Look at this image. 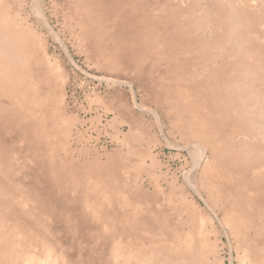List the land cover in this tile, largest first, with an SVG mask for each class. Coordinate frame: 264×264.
Here are the masks:
<instances>
[{
  "label": "rangeland",
  "instance_id": "obj_1",
  "mask_svg": "<svg viewBox=\"0 0 264 264\" xmlns=\"http://www.w3.org/2000/svg\"><path fill=\"white\" fill-rule=\"evenodd\" d=\"M0 20V264H264V139L242 101L264 99V0H1Z\"/></svg>",
  "mask_w": 264,
  "mask_h": 264
},
{
  "label": "bare ground",
  "instance_id": "obj_2",
  "mask_svg": "<svg viewBox=\"0 0 264 264\" xmlns=\"http://www.w3.org/2000/svg\"><path fill=\"white\" fill-rule=\"evenodd\" d=\"M1 1V0H0ZM7 1V0H6ZM104 1V0H103ZM126 0H124V2H125ZM35 2H36V0H35ZM39 2V1H38ZM60 2V1H59ZM106 2V1H105ZM121 2V1H120ZM129 2V1H128ZM148 2V1H147ZM237 2V1H236ZM7 3V2H6ZM116 3V2H115ZM144 3V2H143ZM172 3V2H171ZM18 5V4H17ZM134 6V5H133ZM163 6V5H162ZM211 6V5H210ZM4 7V6H3ZM171 7V6H170ZM207 7V6H206ZM248 7V6H247ZM78 8V7H77ZM174 8V7H173ZM204 8V7H203ZM202 8V9H203ZM4 9V8H3ZM128 9V8H127ZM201 10V9H200ZM229 10V9H228ZM227 10V11H228ZM17 11V10H16ZM15 11V12H16ZM19 11V10H18ZM17 11V12H18ZM21 11V10H20ZM77 11V10H76ZM127 11V10H126ZM175 11V10H174ZM124 12V11H123ZM128 12V11H127ZM77 13V12H76ZM114 13V12H113ZM118 13V12H117ZM122 13V12H121ZM14 14V13H13ZM17 14V13H16ZM15 14V15H16ZM88 14H90L89 12H88ZM123 14H126L125 12L123 13ZM201 14V13H200ZM239 14V13H238ZM202 15V14H201ZM212 15V14H211ZM17 16V15H16ZM128 16H130V15H128ZM206 16V15H205ZM15 16H13V18H14ZM111 19H113V16L111 15ZM126 17V16H125ZM204 17V16H203ZM94 18V17H93ZM92 18V19H93ZM19 19V18H18ZM7 20V19H6ZM104 20V19H103ZM135 20V19H134ZM78 21H79V19H78ZM193 21V20H192ZM223 21V20H222ZM230 21V20H229ZM245 21H247V20H245ZM0 22H1V20H0ZM103 22V21H102ZM213 22V21H212ZM224 22V21H223ZM264 22V21H263ZM107 23V22H106ZM110 23V22H109ZM160 23H161V21H160ZM189 23V22H188ZM198 23V22H197ZM244 23V22H243ZM253 23V22H252ZM251 23V24H252ZM108 24V23H107ZM218 24V23H217ZM229 24H230V22H229ZM3 25V24H2ZM8 25H10V24H8ZM23 25V24H22ZM105 25V22H104V24L102 25V26H104ZM193 25V24H192ZM209 25V24H208ZM211 25V24H210ZM7 26V25H6ZM83 26H85V25H83ZM110 26V25H109ZM27 27V26H26ZM108 27V26H107ZM246 27V26H245ZM254 27V26H253ZM259 27V26H258ZM22 28V27H21ZM97 28V27H96ZM115 28V27H114ZM188 28V27H187ZM210 28V27H209ZM5 29V28H4ZM27 29V28H26ZM77 29V28H76ZM100 29V28H99ZM99 29H97V30H99ZM105 29V28H104ZM103 29V30H104ZM170 29V28H169ZM251 29V28H250ZM6 30V29H5ZM7 30H10V28L9 29H7ZM30 30V29H29ZM96 30V29H95ZM102 30V31H103ZM189 30V29H188ZM221 30V29H220ZM25 31V30H24ZM80 31V30H79ZM244 31V30H243ZM29 32V31H28ZM85 32V31H84ZM2 33V32H1ZM114 32H112V34H113ZM254 33V32H253ZM4 34V33H3ZM6 34V33H5ZM81 34V33H80ZM90 34H91V32H90ZM103 34V33H102ZM111 34V33H110ZM185 34H186V32H185ZM2 35V34H1ZM8 35V34H7ZM20 35V34H19ZM33 35V34H32ZM56 35V34H55ZM85 35H86V33H85ZM115 34H113V36H114ZM220 35V34H219ZM24 36V35H23ZM102 36V35H101ZM8 37V36H7ZM7 37H5V39L7 38ZM76 37V36H75ZM82 37V36H81ZM86 38H84V39H88L87 38V36H85ZM90 37V36H89ZM97 37H99V36H97ZM118 37V36H117ZM191 37V36H190ZM233 37V36H232ZM46 38V37H45ZM96 38V37H95ZM199 38V37H198ZM208 38V37H207ZM217 38V37H216ZM77 39V38H76ZM98 39V38H97ZM104 39V38H103ZM107 39V38H106ZM186 39V38H185ZM236 39H237V37H236ZM43 40V39H42ZM90 40V39H89ZM100 40V39H99ZM118 40V39H117ZM227 40V39H226ZM249 40H250V37H249ZM248 40V41H249ZM17 41V40H16ZM15 41V42H16ZM82 41V40H81ZM84 41H86V40H84ZM118 41H120V40H118ZM178 41V40H177ZM181 41V40H180ZM88 43H91V42H89V41H87ZM109 42V41H108ZM114 42V41H113ZM188 42V41H187ZM244 42V41H243ZM39 44H41L42 43V41H40V42H38ZM94 43H96V42H94ZM105 43V42H104ZM170 43V42H169ZM203 43V42H202ZM247 43V42H246ZM15 44V43H14ZM24 44V43H23ZM79 44H81L82 45V43H79ZM79 44H78V48H79ZM113 44V43H112ZM138 44V43H137ZM87 45V44H86ZM104 45V44H103ZM121 45V44H120ZM15 46H16V48L18 49V51H21V47H22V45L21 44H15ZM84 46V45H83ZM100 46V45H99ZM102 46V45H101ZM107 46V45H106ZM112 46V45H111ZM111 46H109L110 47V49H111ZM116 46V45H115ZM122 46H123V44H122ZM140 46H142V45H140ZM163 46V45H162ZM196 46V45H195ZM251 46V45H250ZM45 47V46H44ZM89 47V46H88ZM95 46H93V48H94ZM105 47V46H104ZM172 47V46H171ZM187 47V46H186ZM214 47V46H213ZM212 47V48H213ZM81 48H83L82 46H81ZM87 47H85V49H86ZM90 48H92V45L90 44ZM114 48V47H113ZM124 48H125V46H124ZM164 48V47H163ZM179 48V47H178ZM192 48V47H191ZM9 49V48H8ZM99 49H101V48H99ZM116 49V48H115ZM121 49V48H120ZM119 49V50H120ZM181 49V48H180ZM232 49V48H231ZM86 50H89V48H87ZM117 50V49H116ZM118 50V51H119ZM142 50V49H141ZM146 50V49H145ZM208 50V49H207ZM6 51V49L4 48V46L2 47L1 45H0V55L1 54H4V53H6L5 52ZM131 51V50H130ZM163 51V50H162ZM178 51H179V49H178ZM193 51V50H192ZM45 52V51H44ZM121 52V51H120ZM128 52V51H127ZM144 52V51H143ZM215 52V51H214ZM8 53H9V51H8ZM86 53H88V52H86ZM90 53V52H89ZM168 53V52H167ZM195 53V52H194ZM24 54V53H23ZM102 54V53H101ZM100 54V55H101ZM124 54V53H123ZM162 54V53H161ZM178 54V53H177ZM182 54V53H181ZM193 54V53H192ZM91 55V54H90ZM103 55V54H102ZM101 55V56H102ZM140 55V54H139ZM158 55H160V54H158ZM176 55V54H175ZM174 55V56H175ZM200 55H202V54H200ZM209 55V54H208ZM258 55V54H257ZM256 55V56H257ZM95 56V55H94ZM97 56V55H96ZM109 56H110V53H109ZM122 56V55H121ZM25 57H27L26 55H25ZM49 57V56H48ZM89 57V56H88ZM91 57H93L92 55H91ZM90 57V58H91ZM98 57V56H97ZM102 57H104V56H102ZM137 57V56H136ZM197 57V56H196ZM1 58V57H0ZM52 58V57H51ZM205 58V57H204ZM232 58V57H231ZM261 58V57H260ZM94 59V58H93ZM93 59H91V60H93ZM105 59V58H104ZM107 59V58H106ZM125 59V58H124ZM138 59V58H137ZM175 59V58H174ZM196 59V58H195ZM25 60V59H24ZM112 60H114V59H112ZM133 60V59H132ZM136 60V59H135ZM134 60V61H135ZM179 60V59H178ZM207 60H209V59H207ZM212 60V59H211ZM100 61V60H99ZM124 61H126V60H124ZM128 61H130V60H128ZM128 61H127V63H128ZM258 61H260V60H258ZM4 62H6V61H3V63ZM56 62V61H55ZM107 61L105 60V63H106ZM109 62V61H108ZM108 62L106 63L107 65H108ZM114 62V61H113ZM133 62V61H132ZM51 63V62H50ZM142 63V62H141ZM236 63V62H235ZM243 63V62H242ZM4 64H7V63H4ZM125 64H126V62H125ZM180 64V63H179ZM207 64V63H206ZM247 64V63H246ZM253 64V63H252ZM55 65H57L56 63H55ZM102 65V64H101ZM106 65V66H107ZM111 65V64H110ZM120 65V64H119ZM130 65V64H129ZM140 65V64H139ZM205 65V64H204ZM222 65H223V63H222ZM249 65V64H248ZM5 66V65H4ZM12 66V65H11ZM51 66V65H50ZM49 66V67H50ZM97 66H99L98 65V63H97ZM104 66V65H103ZM103 66L102 67H100L101 69L103 68ZM114 66V65H113ZM133 66V65H132ZM259 66V65H258ZM56 67V66H55ZM108 67V66H107ZM119 67V66H118ZM117 67V68H118ZM207 67V66H206ZM210 67V66H209ZM246 67V66H245ZM244 67V68H245ZM21 68V67H20ZM105 68V67H104ZM130 68V67H129ZM170 68V67H169ZM183 68V67H182ZM199 68V67H198ZM213 68V67H212ZM219 68V67H218ZM7 69V68H6ZM15 69H16V67H15ZM19 69V68H18ZM108 69V68H107ZM116 69V68H115ZM114 69V67H113V70H115ZM135 69V68H134ZM220 69V68H219ZM250 69V68H249ZM264 69V68H263ZM42 70V72H43V70L44 69H41ZM55 70V69H54ZM111 70V69H110ZM155 70V69H154ZM207 70V69H206ZM226 70V69H225ZM5 71V70H4ZM13 71H15V70H13ZM21 71V70H20ZM23 71V70H22ZM25 71V70H24ZM106 71V70H105ZM116 71V70H115ZM152 73L154 72L153 71V68H152ZM158 71V70H157ZM157 71H155L156 73H157ZM161 71V70H160ZM251 71V70H250ZM16 72V71H15ZM41 72V73H42ZM55 72V71H54ZM56 72H57V70H56ZM55 72V73H56ZM109 72V71H108ZM154 72V73H155ZM255 72H256V70H255ZM262 72V71H261ZM261 72H260V74H261ZM18 73V72H17ZM22 73H24V72H22ZM44 73V72H43ZM118 73V72H117ZM152 73L150 74V76H152ZM153 74V76L154 75H157V74ZM163 73H164V71H163ZM162 73V71L159 73L160 75H162L163 74ZM252 73V72H251ZM57 74H58V72H57ZM119 74H122V73H119ZM196 74V73H195ZM210 74H211V72H210ZM240 74V73H239ZM242 74V73H241ZM257 74V73H256ZM6 75V74H5ZM21 75V74H20ZM53 75V74H52ZM119 76V75H118ZM143 76V75H142ZM148 76V75H147ZM149 76V77H150ZM163 76V75H162ZM172 76H175V75H172ZM179 76V75H178ZM186 76V75H185ZM193 76V75H192ZM212 76V75H211ZM252 76V75H251ZM9 77V76H8ZM57 76L56 75H54L52 78L54 79H57L56 78ZM143 77H146V75L145 76H143ZM143 77H139V78H142L143 80L145 79V78H143ZM149 77H147V78H149ZM154 77H156V76H154ZM161 77V76H160ZM164 77V76H163ZM209 77H210V75H209ZM247 77V76H246ZM260 77V76H259ZM19 78V77H18ZM20 78H22V77H20ZM124 78V77H123ZM132 78H133V76H132ZM135 78V77H134ZM146 78V79H147ZM181 78V77H180ZM201 78V77H200ZM9 79V78H8ZM14 79V78H13ZM137 79V78H136ZM141 79V80H142ZM165 79V78H164ZM176 79V78H175ZM241 79V78H240ZM253 79V78H252ZM6 80V79H5ZM15 80V79H14ZM17 80V79H16ZM140 80V81H141ZM166 80V79H165ZM242 80V79H241ZM56 83H57V88H58V91H60V88H59V85H58V83H60V82H57L56 80H54ZM60 81V80H59ZM131 81V80H130ZM134 81V80H133ZM139 81V80H138ZM144 81H146V80H144ZM151 81H152V79H151ZM161 81V80H160ZM168 81V80H167ZM173 81V80H172ZM179 81H181V80H179ZM234 81V80H233ZM50 82V81H49ZM143 82V81H142ZM253 82V81H252ZM132 83V82H131ZM153 83H154V81H153ZM195 83V82H194ZM254 83V82H253ZM61 84V83H60ZM127 84V83H126ZM129 84H130V82H129ZM143 84H144V82H143ZM147 84L148 85H151L152 84V82H151V84L149 83V82H147ZM155 84H156V81H155ZM155 84H154V86H155ZM227 84V83H226ZM153 85V84H152ZM213 85V84H212ZM256 85V84H255ZM143 86V85H142ZM144 86H146V88H147V85H145L144 84ZM43 86H41V88H42ZM61 87V86H60ZM151 87V86H150ZM149 87V88H150ZM241 87V86H240ZM29 88V87H28ZM32 88V87H31ZM44 88V87H43ZM43 88H42V90H43ZM62 88V87H61ZM153 89H154V87H152ZM151 88V89H152ZM190 88V87H189ZM260 88V87H259ZM33 89V88H32ZM119 89V88H118ZM118 89H115V91H117ZM122 89V88H121ZM185 89V88H184ZM120 90V89H119ZM150 90V89H149ZM225 90V89H224ZM235 90V89H234ZM236 90H238V88L236 89ZM241 90V89H240ZM240 90H238V91H240ZM35 91V90H34ZM114 91V92H115ZM124 91V90H123ZM151 91V90H150ZM156 91V90H155ZM173 91V90H172ZM171 91V92H172ZM187 91V90H186ZM44 92V91H43ZM61 92H62V90H61ZM118 92V91H117ZM116 92V94L118 95L119 94V92L117 93ZM125 92V91H124ZM128 92V91H127ZM127 92H125V94L127 95ZM142 92V91H141ZM145 92V91H144ZM147 92V91H146ZM151 92H154V91H151ZM150 92V93H151ZM250 92V91H249ZM45 93V92H44ZM123 93V92H122ZM147 94V95H149V98H150V95L151 94ZM161 93H163V92H161ZM173 93V92H172ZM242 93V92H241ZM245 93V96H244V98L242 99V101H244V105H243V112H245V114L248 116V120L249 121H251V123H254L253 122V120H255V123H256V125H257V128H258V135L261 137V138H263L264 139V99H262V97L260 96V95H256V94H254V95H252V94H250V93H247L246 91L244 92ZM247 93V94H246ZM258 93V92H257ZM60 94H62V93H60ZM124 94V93H123ZM158 94H160V92H158ZM164 94V93H163ZM42 95V94H41ZM112 95V94H111ZM122 95V94H121ZM120 95V96H121ZM128 95H130L127 99H130V97H131V94H130V91H129V94ZM241 95V94H240ZM1 96V95H0ZM9 96V95H8ZM30 96V95H29ZM32 96V95H31ZM115 96V95H114ZM186 96V95H185ZM212 96V95H211ZM227 96V95H226ZM34 97V96H33ZM32 97V98H33ZM39 97V96H38ZM122 97V96H121ZM145 97H148V96H146L145 95ZM157 97V96H156ZM170 98H171V96H169ZM243 97V96H242ZM41 98V97H40ZM52 98V97H51ZM109 98H110V96H109ZM125 98H126V96H125ZM124 98V99H125ZM165 98H167V96L165 97ZM199 98V97H198ZM39 99V98H38ZM61 99H62V96H61ZM126 99V100H127ZM132 99V98H131ZM146 99V98H145ZM154 99V98H153ZM157 99V98H156ZM162 99V98H161ZM216 99H217V97H216ZM3 100V99H2ZM1 100V101H2ZM11 100V99H10ZM29 100V99H28ZM42 100H43V97H42ZM57 100H60V99H57ZM56 100V101H57ZM107 100V99H106ZM147 100V99H146ZM150 100V99H149ZM12 101V100H11ZM32 101V100H31ZM39 101V100H38ZM45 101V99L42 101V102H44ZM49 101V100H48ZM62 101V100H61ZM161 101V100H160ZM159 101V102H160ZM213 101V100H212ZM226 101V100H225ZM4 102V101H3ZM22 102H24V101H22ZM22 102H20V103H22ZM35 102V101H34ZM104 102V101H103ZM109 101L107 100V103H108ZM121 102V101H120ZM129 102V101H128ZM147 102V101H146ZM159 102L157 103V104H159ZM162 102V101H161ZM160 102V103H161ZM167 102V101H166ZM190 102V101H189ZM1 103V102H0ZM10 103H13V102H10ZM148 104H149V102H147ZM30 104V103H29ZM32 104H33V102H32ZM35 104V103H34ZM39 104H42V103H39ZM111 104H113V103H111ZM122 104H124V102L122 103ZM150 104H151V102H150ZM214 104V103H213ZM12 105V104H11ZM18 105V104H17ZM28 105V104H27ZM36 105V104H35ZM136 105V104H135ZM167 104H165V106H166ZM179 105V104H178ZM189 105V104H188ZM194 105V104H193ZM15 106V105H14ZM13 106V107H14ZM24 106V105H23ZM22 106V108H25V107H23ZM38 106V105H37ZM36 106V107H37ZM40 106V105H39ZM112 106H114V105H112ZM124 106L125 105H121V108H123L122 109V111L127 107V109H128V105L127 106H125V108H124ZM133 106V105H132ZM183 106V105H182ZM5 107V106H4ZM11 107V106H10ZM27 107V106H26ZM33 107V106H32ZM111 108L112 109V107H111V105H109V103H108V106H107V108ZM142 107V106H141ZM146 107H148V106H146ZM214 107V106H213ZM223 107H224V105H223ZM240 107V106H239ZM18 108V107H17ZM120 108V107H119ZM165 108V107H164ZM41 109V108H40ZM113 109H115V107L113 108ZM127 109H126V112H127ZM143 109V108H142ZM146 109V108H145ZM236 109V108H235ZM3 110V109H2ZM5 110V109H4ZM22 110V109H21ZM26 110V109H25ZM32 110V109H31ZM119 110H121V109H119ZM128 110H130V109H128ZM132 110V109H131ZM134 110V109H133ZM174 110V109H173ZM9 111V110H8ZM7 111V112H8ZM15 111V110H14ZM35 111V110H34ZM125 111V110H124ZM123 111V112H124ZM147 111H149V109L147 110ZM151 111V110H150ZM153 111V110H152ZM168 111V110H167ZM206 111V110H205ZM222 111V110H221ZM6 112V111H5ZM21 112V111H20ZM125 112V113H126ZM132 112V111H131ZM171 112V111H170ZM31 113V112H30ZM43 113V112H42ZM121 113V112H120ZM120 113H119V115H120ZM124 113V114H125ZM154 113V112H153ZM209 113V112H208ZM9 114V113H8ZM44 114V113H43ZM127 114H129L128 116L130 117V118H132L133 119V117H132V115H130V113H127ZM127 114H125V115H127ZM118 115V114H117ZM118 115V116H119ZM124 115V116H125ZM154 115H155V113H154ZM168 115V114H167ZM214 115V114H213ZM219 115V114H218ZM229 115H230V113H229ZM235 115H236V113H235ZM121 116V115H120ZM122 116H123V114H122ZM122 116H121V119H122ZM128 116H125L126 118H123V120H128ZM133 116H134V113H133ZM140 116V115H139ZM128 117V118H127ZM153 117V116H152ZM169 117V116H168ZM246 117V116H245ZM129 118V119H130ZM135 118V117H134ZM170 118V117H169ZM13 119V118H12ZM120 119V120H121ZM141 119V118H140ZM142 119H144V118H142ZM147 119V118H146ZM167 119V118H166ZM244 119V118H243ZM16 120V119H15ZM29 120H31V118L29 119ZM45 120V119H44ZM122 121L124 124H128V123H130V124H132L133 122H131L132 120H129L128 121V123H125V122H127V121ZM135 120H136V118H135ZM157 120V119H156ZM148 121V120H147ZM151 121V120H150ZM222 121V120H221ZM121 122V121H120ZM121 122V123H122ZM144 122V121H143ZM177 122V121H176ZM193 123H191V125L193 124V126H194V129H198L199 127H200V125H199V122H198V120L195 118V120H193L192 121ZM46 123V122H45ZM134 123H136V125L134 124ZM133 123V125H135V126H137L138 125V123H137V121L136 122H134ZM27 124V123H26ZM129 124V125H130ZM144 124V123H143ZM146 124V123H145ZM247 124V123H246ZM132 125V126H133ZM140 125V124H139ZM128 126V125H127ZM131 125H130V127H132ZM134 126V128H136ZM140 126H143V125H140ZM145 126V125H144ZM180 127V126H179ZM49 128V127H48ZM134 128L132 127V129L134 130ZM143 128V127H142ZM130 129V128H129ZM144 129V128H143ZM146 129H147V132H148V128H147V126L145 127V131L143 130H141V128L138 130L139 131V133H140V131L141 132H145V134L147 135V134H150V133H146ZM164 129V128H163ZM30 130V129H29ZM131 130V129H130ZM135 130H137V129H135ZM138 131H134V132H138ZM153 131V130H152ZM29 132H31V131H29ZM160 132V131H159ZM153 133V132H152ZM155 133V132H154ZM142 134V133H141ZM214 134V133H213ZM50 135V134H49ZM142 135H144V134H142ZM151 135V134H150ZM150 135H148L147 136V138L148 137H150ZM153 135V134H152ZM155 135V134H154ZM153 135V136H154ZM209 135H210V133H209ZM215 135V134H214ZM129 136V135H128ZM145 136V135H144ZM163 136V135H162ZM231 137V136H230ZM239 137V136H238ZM257 137V136H256ZM123 138V137H122ZM126 138V137H125ZM143 138V137H142ZM156 138V137H155ZM154 138V139H155ZM223 138V137H222ZM128 139V138H127ZM134 139V138H133ZM149 140H151V139H153V138H148ZM153 139V140H154ZM158 138H156L155 140H157ZM229 139V138H228ZM239 140V139H238ZM130 141V140H129ZM178 141V140H177ZM183 141H187L186 139L185 140H183ZM217 141V140H216ZM241 141V140H240ZM121 142H123V141H120V143ZM141 142H143V141H141ZM156 142V141H155ZM159 144H160V142H159V140L157 141ZM165 142H166V140H165ZM196 142V141H195ZM202 142V141H201ZM251 142V141H250ZM124 143V142H123ZM126 143H128V142H126ZM190 143H191V141H190ZM190 143H189V145H190ZM206 143V142H205ZM219 143V142H218ZM229 143V142H228ZM246 143V142H245ZM254 143V142H253ZM183 144V143H182ZM185 144H186V142H185ZM128 145V144H127ZM142 145V144H141ZM192 145V144H191ZM225 145H227V144H225ZM259 145H261V144H259ZM178 146V145H177ZM181 146V145H180ZM237 146V145H236ZM256 146V145H255ZM176 147V146H175ZM188 147V146H187ZM186 146L184 147V148H187ZM212 147V146H211ZM252 147V146H251ZM145 148V147H144ZM189 148V147H188ZM218 148V147H217ZM240 148V147H239ZM198 149V148H197ZM202 149V148H201ZM143 151H145V150H143ZM143 151H141L142 153H145V152H143ZM197 151V150H196ZM193 152H195L194 151V149H193ZM182 153V152H181ZM222 151H220V149H217V150H215V152H214V155H215V157H221V155H222ZM138 154V153H137ZM136 154V155H137ZM208 154V153H207ZM206 154V155H207ZM139 155V154H138ZM200 155V154H199ZM140 156V155H139ZM138 156V157H139ZM192 156V155H191ZM195 157V156H194ZM208 157V156H207ZM196 158V157H195ZM203 158V157H202ZM227 158V157H226ZM241 158V157H240ZM141 159V158H140ZM243 159H244V157H243ZM196 160V159H195ZM205 160V159H204ZM203 160V161H204ZM207 160V159H206ZM205 160V161H206ZM228 160V159H227ZM263 160V159H262ZM194 161V160H193ZM238 161V160H237ZM87 162V161H86ZM131 161H129V164H131L130 163ZM213 162L214 161H212V162H210V163H208V160L206 161V162H204L205 164H203V165H207V167H208V172H206L205 171V173L203 172V175L204 176H206V177H203V179H204V181L203 182H205L206 180H208V177H210L213 173L214 174H217V172H215L214 171V169L212 168L213 167ZM251 162H253V161H251ZM60 163V162H59ZM194 163V162H193ZM202 163V162H201ZM195 164V163H194ZM94 165H95V163H94ZM110 166V165H109ZM124 166V165H123ZM194 166V165H193ZM101 167V166H100ZM191 168H193L192 166H190ZM204 167V166H203ZM206 167V168H207ZM248 167V166H247ZM52 168V167H51ZM60 168V167H59ZM108 168V167H107ZM127 168V167H126ZM128 168H129V165H128ZM152 168V167H151ZM150 167H149V172L148 173H150L151 171L153 172V169L152 170H150L151 169ZM122 169V168H121ZM186 169V168H185ZM218 170H219V168H217ZM256 169V168H255ZM255 169H253V170H255ZM125 170V169H124ZM218 170H216V171H218ZM251 170V169H250ZM107 171V170H106ZM135 171V170H134ZM157 171V170H156ZM176 171V170H175ZM190 171V170H189ZM228 171V170H227ZM252 171V170H251ZM146 172H147V170H146ZM184 172V171H183ZM192 172H194L193 170L191 171V173ZM91 173V172H90ZM110 173V172H109ZM178 173V172H177ZM182 173V172H181ZM247 173V172H246ZM63 174V173H62ZM105 174H107V173H105ZM156 174V173H155ZM170 174V173H169ZM190 174V173H189ZM3 175V174H2ZM175 175V174H174ZM173 175V176H174ZM202 175V176H203ZM98 176V175H97ZM109 176V175H108ZM154 176V175H153ZM190 175H188V177H189ZM192 176V175H191ZM236 176V175H235ZM184 177V176H183ZM193 177V176H192ZM200 177V176H199ZM218 177V176H217ZM232 177V176H231ZM2 178V177H1ZM96 178V177H95ZM108 178V177H107ZM156 178V177H155ZM175 178V177H174ZM3 179V178H2ZM188 179V178H187ZM191 177H189V181H193V178L191 179ZM201 179V178H200ZM240 179V178H239ZM183 180V179H182ZM241 180V179H240ZM94 181V180H93ZM102 181V180H101ZM176 181V180H175ZM184 181H187V180H185V178H184ZM197 181V180H196ZM215 181V180H214ZM179 182V181H178ZM183 182V181H182ZM8 183V182H7ZM98 183H99V181H98ZM185 183V182H184ZM189 183V182H188ZM194 185H195V182L193 181L192 182ZM254 183V182H253ZM91 184V183H90ZM202 184V183H201ZM250 184V183H249ZM68 185H70V184H68ZM191 185V184H190ZM241 185V184H240ZM97 186V185H96ZM202 186V185H201ZM93 187V186H92ZM191 187H192V185H191ZM260 187V186H259ZM85 188H86V186H85ZM195 188V187H194ZM199 188V187H198ZM202 188V187H201ZM231 188V187H230ZM236 188V187H235ZM3 189V188H2ZM1 189V190H2ZM186 189V188H185ZM190 189V188H189ZM193 189V188H192ZM247 189V188H246ZM251 189V188H250ZM0 190V191H1ZM5 190V189H4ZM25 190V189H24ZM27 190V189H26ZM176 190V189H175ZM178 190V189H177ZM184 190V189H183ZM215 190V189H214ZM227 190H229V189H227ZM241 190V192H242V188L241 189H239L238 191H240ZM248 190V189H247ZM28 191H29V189H28ZM94 191V190H93ZM171 191V190H170ZM186 191V190H185ZM192 191V190H191ZM193 191H194V189H193ZM256 191V190H255ZM11 192V191H10ZM206 192V191H205ZM2 193V192H1ZM91 193V192H90ZM103 193V192H102ZM181 193V192H180ZM222 193V192H221ZM20 194V193H19ZM190 194V193H189ZM228 194V193H227ZM32 195V194H31ZM134 195V194H133ZM208 195V194H207ZM209 195H211V194H209ZM216 195V194H215ZM85 196V195H84ZM94 196H95V194H94ZM200 196V195H199ZM217 196V195H216ZM239 196V195H238ZM248 196V195H247ZM28 197V196H27ZM186 197V196H185ZM184 197V198H185ZM208 197V196H207ZM258 197H260V196H258ZM4 198V197H3ZM34 198H36V197H34ZM83 198V197H82ZM81 198V199H82ZM214 198V197H213ZM229 198V197H228ZM240 198V197H239ZM5 199V198H4ZM26 199V198H25ZM85 199H86V197H85ZM97 199V198H96ZM160 199V198H159ZM186 199V198H185ZM206 199V198H205ZM218 199V198H217ZM245 199V198H244ZM83 200V199H82ZM179 200V199H178ZM187 200V199H186ZM199 200V199H198ZM209 200V199H208ZM215 200V199H214ZM88 201V200H87ZM96 201V200H95ZM184 201V200H183ZM243 201H245V200H243ZM260 201V200H259ZM262 201V200H261ZM155 201H153V203H154ZM193 202V201H192ZM215 202V201H214ZM223 202H225V201H223ZM249 202H251V201H249ZM9 203V202H8ZM85 203V202H84ZM99 203V202H98ZM244 203H246V202H244ZM248 203V202H247ZM1 204V203H0ZM157 204V203H156ZM192 204H194V203H192ZM8 205V204H7ZM21 205V204H20ZM87 205H89V204H87ZM101 205V204H100ZM184 205V204H183ZM215 205V204H214ZM229 205V204H228ZM230 205H232V204H230ZM246 205V204H245ZM248 205V204H247ZM5 206V205H4ZM9 206V205H8ZM36 206V205H35ZM156 206H159V205H156ZM187 206V205H186ZM198 206V205H197ZM20 207V206H19ZM207 207V206H206ZM257 207V206H256ZM8 208V207H7ZM23 208V207H22ZM246 208H248V207H246ZM10 209V208H9ZM13 209V208H12ZM19 209V208H18ZM39 209V208H38ZM101 209V208H100ZM211 209H212V207H211ZM249 209H251V208H249ZM7 210V209H6ZM6 210H4V211H6ZM185 210V209H184ZM184 210H183V212H184ZM191 210V209H190ZM189 210V211H190ZM235 210V209H234ZM238 210V209H237ZM12 211V210H11ZM226 211V210H225ZM230 211H231V209H230ZM8 212V211H7ZM88 212V211H87ZM99 212V211H98ZM218 212V211H217ZM237 212H239V211H237ZM90 213V212H89ZM100 213V212H99ZM166 213H169V211H167ZM218 213H220V212H218ZM236 213V212H235ZM91 214V213H90ZM257 214V213H256ZM15 215V214H14ZM40 215V214H39ZM1 216V215H0ZM11 216H13V215H11ZM19 216H20V213H19ZM207 217H208V215H206ZM221 216V215H220ZM227 216V215H226ZM4 217V216H3ZM22 217V216H21ZM201 217V216H200ZM244 217V216H243ZM5 218V217H4ZM13 218V217H12ZM19 218V217H18ZM194 218V217H193ZM220 218V217H219ZM218 218V219H219ZM228 218V217H227ZM237 218V217H236ZM7 219H8V217H7ZM14 219H16V218H14ZM28 219V218H27ZM229 219V218H228ZM201 220H202V218H201ZM215 220V219H214ZM244 220V219H243ZM255 220V219H254ZM259 220V219H258ZM3 221H5V220H3ZM24 221V220H23ZM99 221V220H98ZM203 221V220H202ZM211 221H212V218H211ZM238 221V220H237ZM245 221V220H244ZM27 222V221H26ZM215 222V221H214ZM14 223V222H13ZM21 223H23V222H21ZM29 223V222H28ZM157 223V222H156ZM227 223H228V221H227ZM261 223V222H260ZM2 224V223H1ZM10 224V223H9ZM101 224V223H100ZM193 224V223H192ZM218 224V223H217ZM223 224V223H222ZM240 224H242V223H240ZM262 224V223H261ZM12 225V224H11ZM14 225V224H13ZM216 225V224H215ZM16 226V225H15ZM21 226V225H20ZM32 226V225H31ZM228 226V225H227ZM3 227V226H2ZM105 227V226H104ZM244 227V226H243ZM250 227V226H249ZM17 228V227H16ZM38 228V227H37ZM227 228V227H226ZM235 228V227H234ZM242 228V227H241ZM41 229V228H40ZM172 228H170V230H171ZM9 230H10V228H9ZM13 231H14V227H13V229H12ZM33 230V229H32ZM37 230V229H36ZM235 230H236V228H235ZM16 231V230H15ZM21 231V230H20ZM44 231V230H43ZM107 231V230H106ZM216 231H217V229H216ZM259 231V230H258ZM17 232V231H16ZM222 232V231H221ZM250 232V231H249ZM6 233V232H5ZM4 233V234H5ZM21 233V232H20ZM24 233H26V232H24ZM44 233V232H43ZM200 233V232H199ZM196 234L197 235V237L200 235V234ZM232 233H236V231L235 232H232ZM3 234V235H4ZM7 235H8V232L6 233ZM38 234V233H37ZM42 234V233H41ZM147 234V233H146ZM262 234H264V233H262ZM13 235V238H14V233L12 234ZM47 235V234H46ZM211 235H212V233H211ZM249 235V234H248ZM251 235V234H250ZM18 236H19V234H18ZM23 236H25V235H23ZM28 236V235H27ZM40 236V235H39ZM45 236V235H44ZM187 236V235H186ZM252 236V235H251ZM48 237V236H47ZM228 237H229V235H228ZM19 238V237H18ZM25 238V237H24ZM195 236H194V234H192L191 236H190V243H189V245H195ZM259 238V237H258ZM261 238H264V237H262L261 236ZM26 239V238H25ZM46 239V238H45ZM49 239V238H48ZM51 239V238H50ZM49 239V240H50ZM5 240V239H4ZM7 241V240H6ZM140 240H138V242H139ZM232 241H234V240H232ZM260 241H262V239L260 240ZM160 242V241H159ZM8 243V242H7ZM140 243V242H139ZM211 243V242H210ZM30 244V243H29ZM221 244V243H220ZM236 244V243H235ZM251 244V243H250ZM263 244V243H262ZM5 245V244H4ZM23 245V244H22ZM27 245V244H26ZM37 245V244H36ZM124 245V244H123ZM157 245V244H156ZM163 245V244H162ZM161 245V246H162ZM245 245V244H244ZM116 246V245H115ZM114 246V247H115ZM222 246V245H221ZM231 246V245H230ZM229 246V247H230ZM238 246V245H237ZM256 246V245H255ZM17 247V246H16ZM30 247V246H29ZM117 247V246H116ZM133 247V246H132ZM121 248V247H120ZM119 248V249H120ZM134 248V247H133ZM157 248H158V246H157ZM251 248V247H250ZM4 249V248H3ZM21 249V248H20ZM27 249V248H26ZM56 249H57V247H56ZM113 249H115V248H113ZM160 249V248H159ZM220 249V248H219ZM232 249V248H231ZM234 249H235V247H234ZM252 249V248H251ZM254 249V248H253ZM12 250H14V249H12ZM27 250H30V249H27ZM152 250V249H151ZM157 250V249H156ZM247 250V249H246ZM18 251V250H17ZM30 251H33V250H30ZM39 251V250H38ZM56 251V250H55ZM120 251V250H119ZM140 252V251H139ZM256 252V251H255ZM15 253V252H14ZM36 253V252H35ZM117 253V252H116ZM153 253V252H152ZM214 253V252H213ZM141 254V253H140ZM173 254H175V253H173ZM211 254V253H210ZM242 254V253H241ZM240 254V255H241ZM2 255V254H1ZM17 255V254H16ZM22 255V254H21ZM20 255V256H21ZM119 255V254H118ZM117 255V256H118ZM160 255V254H159ZM220 255V254H219ZM218 255V256H219ZM3 256V255H2ZM60 256V255H59ZM152 256V255H151ZM214 256V255H213ZM223 256V255H222ZM2 258H4V257H2ZM25 258V257H24ZM60 258V257H59ZM161 258V257H160ZM163 258V257H162ZM161 258V259H162ZM247 258V257H246ZM10 259V258H9ZM11 259H13V258H11ZM26 259V258H25ZM24 259V260H25ZM119 259H120V257H119ZM127 259V258H126ZM22 260H23V258H22ZM36 260H38V259H36ZM114 260V259H113ZM186 260V259H185ZM203 260V259H202ZM254 260H255V257H254ZM2 261V260H1ZM6 261V260H5ZM127 261V260H126ZM154 261V260H153ZM45 262H46V260H45ZM3 263V262H2ZM69 263V262H68ZM158 263V262H157ZM262 263V262H261ZM8 264V263H7ZM71 264V263H70ZM155 264V263H154ZM161 264H162V262H161ZM166 264V263H165Z\"/></svg>",
  "mask_w": 264,
  "mask_h": 264
}]
</instances>
